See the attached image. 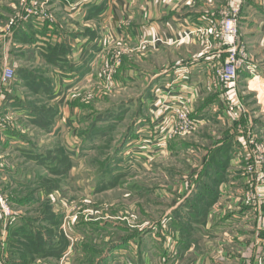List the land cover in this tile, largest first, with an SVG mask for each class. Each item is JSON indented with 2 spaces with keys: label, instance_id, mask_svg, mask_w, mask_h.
Returning a JSON list of instances; mask_svg holds the SVG:
<instances>
[{
  "label": "rangeland",
  "instance_id": "374dc122",
  "mask_svg": "<svg viewBox=\"0 0 264 264\" xmlns=\"http://www.w3.org/2000/svg\"><path fill=\"white\" fill-rule=\"evenodd\" d=\"M218 1H220L218 4L220 7L217 9L219 15L217 31L220 30L225 9L232 3V0ZM204 2L212 8L213 2L208 0ZM27 9L42 11L50 16L55 24L62 26L64 31L77 33L79 30L78 27L69 28L70 24L75 25L74 22H69L49 0H0V36L5 38L3 46H0V79L4 69L9 68L12 71V77L9 80L4 83L0 81V264H105L111 248L129 236L138 240L144 238L145 245L151 251L155 250L153 245L156 243L163 244L164 248L158 246L160 250L169 249L172 258L182 254L185 264H200L204 261L210 264H229L228 259H240L243 255L247 257L260 249L263 250L264 220H262L263 217H259L257 205L252 208L250 215L258 213V220L254 216L250 220L248 216L245 219L247 223L249 222L248 225L222 232L217 231L222 234L221 239L218 237L205 239L204 242L201 239L202 236H208L209 228L214 229L221 218L229 213L240 211L238 205L241 203V192L244 194L248 189L253 188L248 184L243 168L241 170L243 163L241 160L234 163L228 162L220 183H216L213 176L206 179L205 171L202 172L209 149L208 146H204L205 155L201 158L199 155L201 145L210 144L217 136L226 137L225 132L229 130H232L233 136L236 137L238 133L236 124L226 117L223 121L208 123L190 134L169 138L164 128L171 115L169 118L164 115L159 120L160 115H156L157 113L151 115L145 110L146 107L152 106L151 100L147 104L144 99V107L142 104L139 105L138 98L141 96L143 99V92L147 91V80L144 87L140 83L127 88L121 87L120 79L114 80L118 71L117 65L120 66V64L127 67L129 72H136L142 78L147 74L169 70L171 63H175L172 51L163 49L162 52L153 55L148 48H141L142 46L115 44L120 42L105 44L106 50L103 51V55L106 58L99 63L95 82L90 83L80 92L75 91V94H71V97L64 101L67 106L76 110L77 115L72 118L76 122L77 119L80 120L81 126L87 123L83 119L90 117L89 120H91L95 116L105 114L108 110L115 109L112 106L129 104V108H126L125 112L122 111L119 120L113 118L98 124L96 126L100 131L98 136L91 144L81 142L80 156H73L72 148L67 142H65V148L62 143V137L67 140V136L73 130L69 121L71 116L67 119L61 117L59 120L60 113L50 103L52 100L46 97V88L40 89V85L33 81L38 78L46 83L45 85H51L53 79L50 67L28 46L19 44L18 40L16 42L14 39L16 33L19 35V31L24 30L15 29V27L26 18ZM240 27L239 18L238 36ZM103 28L100 24L85 23L81 24L80 29H84L81 33L85 35L95 34V31L103 38ZM20 37L23 38L22 35ZM212 37L215 38L214 34ZM201 38V44L194 46L193 49V54H202L200 57L205 51H210L207 50L209 46L212 49L217 42L214 39ZM16 45L21 50H18ZM262 45L264 47V43ZM239 47L248 58H252L245 45L239 42ZM111 65L115 67L116 73L111 81H107L100 71ZM239 80L241 79L238 76V86ZM117 85L121 89L117 88ZM148 93L156 102L163 98L157 97L155 92L148 91ZM14 97L26 105L28 110L37 114L35 124L29 123L30 118L24 120L12 116L8 102ZM242 101L245 100L242 99ZM248 103L244 104L254 129L255 121L260 118H253L257 110L252 114L248 110ZM135 108L136 112L145 114L160 130L161 152L157 155H162V158L157 159L156 155L151 160L142 162L133 155L129 156L131 150L122 155L125 146L118 152L119 142L123 140L129 129L132 130L131 125L136 121V114L133 113ZM52 109L56 110L54 118L50 115ZM63 121V129L56 130V123ZM246 122V120L242 121V130L247 128L244 127ZM6 130H11L26 139L23 140L24 142L28 141L25 150H21L25 151V155L19 153L20 149L10 151L4 140ZM256 132L253 131L257 139L264 141V135ZM86 146L92 147L93 150L91 151L89 147L87 149ZM59 149H62L70 158L68 173H65L66 171L63 170L65 167L58 163L60 162ZM236 150L235 144L234 151ZM40 154L49 160L41 161L37 156ZM28 155L37 157L38 162L30 160ZM115 161L117 163H114ZM106 166H108L105 171V173L108 172L106 177L102 176L99 179L106 183L115 179L112 182L114 185L100 192H94L95 185H99L98 171L105 169ZM230 169L234 171L230 173ZM93 174L95 178L90 179L89 176ZM8 179H11V182ZM204 190H212L214 195L216 191L218 193L216 200L207 207L203 203L205 201L201 199ZM27 198H31L33 203L28 205L18 203ZM193 208H196L197 213L194 217L200 220L203 228L201 225L192 224L191 244L185 250L179 251V233L168 226L169 216L175 213V215L185 214L188 209L186 218L194 219L193 215H190ZM46 213L50 221L57 223L59 236L63 237L68 244L66 251L59 259L53 256L34 258L32 250L39 248L37 242H34L32 238L25 241L15 237L16 229L24 231L22 227L29 225L36 234L40 230L41 236L43 233L48 235V231L54 234L53 228L39 222L38 215H46ZM92 224L98 225H96L97 231L93 232L90 228ZM232 238L234 240L229 242L228 239ZM194 239H201V242ZM138 244L140 246L142 240L138 241ZM245 264H264V259L256 256L253 260H247Z\"/></svg>",
  "mask_w": 264,
  "mask_h": 264
},
{
  "label": "crops",
  "instance_id": "0c3cea01",
  "mask_svg": "<svg viewBox=\"0 0 264 264\" xmlns=\"http://www.w3.org/2000/svg\"><path fill=\"white\" fill-rule=\"evenodd\" d=\"M49 1L56 5L69 22H74L75 25L70 24L69 28L78 27L77 33L64 31L63 27L55 24L54 21L49 23L29 17L20 21L15 29H24L23 31H19V33L32 35L35 42L28 48L39 55L42 61L43 56L46 55L45 51L47 48L63 45V49L60 50V53L63 54L61 58L55 64H47L52 71L53 79L50 85L53 100L50 103L59 111V120L61 117L67 119L71 116L69 121L73 130L67 136V140H64L62 137V143L65 148V142H67L68 146L72 148L73 156H80L81 141L77 133L81 129V124H79L78 119L76 122L72 118L76 117L77 112L74 108L67 106L64 99L71 97V94H75V91L79 90L78 92H80L84 87L95 82L99 63L106 58L103 55V51L106 50L105 44L108 45L110 42H120L115 44H126L136 47L142 46L141 48H148L153 55L160 51L162 52L163 49L172 51L175 63H171L169 70L147 74L143 78L136 72H129L128 68L122 64L120 66L117 65L118 71L114 80L120 79L122 88L140 83L144 87L147 80V91L143 92V99L141 96L138 99L139 105L142 104V107H144V99L147 104L151 100L152 106L145 108L151 115L152 113L154 115L157 113L156 115H160L158 117L159 120L164 115L166 118L170 117L171 113L169 111L160 108L161 100L159 99L160 101L158 100L157 102L153 100V96L148 91L155 92L156 96L161 98L164 95L165 85L173 82V94H176L175 96L187 97V102L193 114L202 123L201 128L208 123L223 121L226 118L218 100V89L214 88L212 84V67L223 63L225 55L219 53V50L215 46L210 51H205L202 57H200L202 54H193L194 46L201 44L202 38L193 36L194 34L192 33L196 29L211 28L217 25V21L219 20L217 9L220 7L218 6L220 1L208 0L209 2H213L212 8L205 4L204 1L206 0ZM239 18L241 27L239 29L238 42L245 45L247 50L249 49L252 56L249 59L258 66V70L255 78L248 76L244 69L241 70L239 72L241 80H239L237 89L240 95L243 96L244 103L249 102V105H247L248 110L252 114L257 110V114L253 118L260 119L255 121L254 131L264 135V119H262L264 116V47L262 45L264 43V0H244ZM85 23L102 25L104 27L102 29L104 37L101 38L95 31V34L85 35L81 33L84 30L80 29L81 24ZM2 38L4 37L0 36V46H3L5 41V38ZM9 40L11 41V38ZM15 47L19 48L18 45ZM184 70H187L188 74L181 77L180 74ZM114 80L113 82H115ZM117 88H120V86L117 85ZM17 101L16 97L9 100V111L12 116L26 120L29 118L26 115L28 114L27 110L20 107V103L17 104ZM112 107H115V109H112L113 111L118 112V105ZM126 108H129V104H125L121 107V110L125 112ZM136 108L133 110V113L136 114V121L131 125L132 130L129 129L126 132L129 136L121 154L123 155V153L125 154L131 150L129 156L133 155L135 158L142 160V162H147L161 152L159 148V144L162 143L160 130L157 129L156 125L145 114H142L140 111L136 112ZM63 124L64 121L57 122L56 130L61 131L64 127ZM228 134L233 136V131L229 130ZM4 135V140H6V145L10 151L14 152L20 149L19 152H21V150H25L27 142L16 140L7 134ZM223 139V135L217 136L210 144L201 145L202 149L198 147L199 151H201L200 157L202 158L205 155L204 146H208L209 150L213 149L215 146H219ZM231 140L232 145L236 144L237 146V150L233 152L229 161V163H234L232 160L236 158L239 144L237 138L234 136ZM88 147L91 151L93 150L92 147ZM150 149L156 150L151 151ZM134 157L133 159H135ZM158 157L162 158V155H157L156 158L159 159ZM114 163L117 162L115 161ZM233 171L234 169H230L229 172L232 173ZM89 177L90 179L95 178L94 174ZM10 180L8 179L9 182H11ZM248 216L252 220V215H250L249 211L240 210L229 213L220 219L217 226L215 225L220 229L215 227L210 230L209 228L210 233L208 236H202V241L217 237L221 239L222 234L217 233V231L222 232L223 230H230L235 227L240 228L245 224L248 225L249 222L245 221ZM201 227L203 228V225ZM201 239L194 240L201 242ZM141 240L142 244L139 246L138 241ZM141 240L130 236L126 237L125 243L121 244V242L111 248L105 264H185L182 260V254L172 258L170 250H160L158 246L163 247V244L158 243L153 245V249L155 248V250L151 251L145 245L144 238ZM228 240L230 242L234 238ZM256 256H261L264 259V248L247 257L243 255L240 259H228V263L245 264L247 260H253ZM200 264L210 263L204 261Z\"/></svg>",
  "mask_w": 264,
  "mask_h": 264
},
{
  "label": "built area",
  "instance_id": "2783aa9c",
  "mask_svg": "<svg viewBox=\"0 0 264 264\" xmlns=\"http://www.w3.org/2000/svg\"><path fill=\"white\" fill-rule=\"evenodd\" d=\"M242 0H232V3L225 9L219 29L216 30V25L211 28H200L194 31V36L205 37V40L214 39L217 42L215 47L219 53L225 55L223 63H219L212 67V84L218 89V100L222 106L225 116L231 120L237 127V142L238 151L236 158L232 161H243L241 170L248 178V184L253 188L248 189L244 194L241 192V203L238 208L242 211H252L254 206H258L259 217L264 220V141H259L253 133L254 129L251 125L250 117L242 97L237 89V77L241 70L250 77L257 76L258 66L252 62L243 49L239 47L237 23L241 11ZM26 17L35 18L40 21L53 22L52 18L45 15L40 10L27 9ZM214 34L215 38L212 37ZM211 38H208V37ZM207 50H211L209 46ZM102 76L107 81H111L116 69L114 66H108L100 71ZM188 74L184 70L181 77ZM12 77V71L9 68L4 69L1 82H6ZM173 82L166 84L164 88V95L160 102V108L169 111L171 117L165 126V131L169 138L184 136L195 132L202 125L201 121L193 114L188 104L187 97L180 95L175 96L172 89ZM246 120L242 130L241 123ZM235 137V138H236ZM231 161V162H232ZM243 175V173L241 172ZM262 207L260 208V206ZM222 208H226L223 207ZM261 211V213H260ZM258 213L253 214L258 220Z\"/></svg>",
  "mask_w": 264,
  "mask_h": 264
},
{
  "label": "trees",
  "instance_id": "16d2710c",
  "mask_svg": "<svg viewBox=\"0 0 264 264\" xmlns=\"http://www.w3.org/2000/svg\"><path fill=\"white\" fill-rule=\"evenodd\" d=\"M22 35L23 38H21L20 36ZM18 35V33L15 34L14 39L18 40L17 43L25 45L30 47L34 42V38L32 37L31 34H24V33H20ZM24 39V40H21ZM20 46V45H19ZM63 49V45H55L53 47L47 48V50L45 51L46 55L43 56V61L48 64H55L57 62V60L59 58H61V56L63 54L60 53V50ZM18 50H21L20 48ZM23 76V75H22ZM36 84L40 85V89L42 88L43 90H45L46 88V97L49 98V100H53L52 99V88L51 86H47L45 85L46 83H43L40 79L36 78V80H33ZM40 91V90H39ZM41 92V91H40ZM39 92V93H40ZM20 103V107H22L23 109L27 110L26 114L27 116H29L30 118V122L32 124H35L37 122V114L33 113V111L31 112V110H28V108H26L27 106L22 104L19 100L17 101V104ZM124 104H121L120 106H118L117 110L118 112L112 111V110H108L107 113L105 114H101L100 116H95L94 118H92L91 120L90 117L83 119V121H86L87 123L83 124L81 126V129H79L77 136L79 138V140L82 143L85 144H91L93 142V140L96 138V136H98V134L100 133L99 129L96 127L98 124L103 123L109 119H116L119 120V118H121L119 115H122V110L121 107H123ZM118 114V115H117ZM33 117H30V116ZM50 115L52 116V118H54V116L56 115V110L52 109V111L50 112ZM116 115V118H115ZM49 116V113H48ZM28 118V119H29ZM49 118H51L49 116ZM79 124L80 120L78 121ZM7 131V135L11 136L14 139H18L20 141L26 140L22 137H20L18 134L13 133V131L11 130H6ZM225 133H227V136L225 137L224 135V139L221 141V144L219 146H215L213 149L209 150V155L205 158L204 161V166H202V172L205 171V175L207 176L206 179H208L209 177L213 176V180H215L216 183H220V181L223 179V176L225 175L227 166H228V162L230 161L232 154L235 150V145H232V138L233 136L228 134V131H226ZM128 136L129 134L125 133V136L123 138V140H121L119 142V146H118V152L124 148V146L126 145V142L128 140ZM28 142V141H27ZM87 147V146H86ZM88 148V147H87ZM22 155H25V151H21L19 152ZM30 160H35L36 162H38L36 160L37 157H34L33 155H28ZM39 156V158L41 159V161H47L49 160L47 157L43 158V154L37 155ZM58 159L60 160V165H63V168L65 167V169H63L64 171H66L65 173H68L69 171V162L70 158L69 156L62 150L59 149L58 150ZM108 169V166L105 167V169H101L98 171V180L97 183L99 184L98 186L95 185L94 187V192L98 191L100 192L102 189L105 188H110V186L114 185V183H112L115 179L111 180L109 183H106V181L102 182V179H99V177H106V173L105 171ZM201 172V174H202ZM216 174L215 176L213 174ZM200 174V175H201ZM212 174V175H211ZM211 175V176H210ZM217 191L214 192L212 190H204V194L203 197L201 198L202 201L205 204V207L210 206L217 198ZM18 203L22 204V205H28L33 203V201H31V198H27L23 201H19ZM30 207V206H28ZM196 208H193L190 212V215H194L196 216V212H195ZM188 213V209L186 210V213ZM176 214V213H175ZM171 215L169 216V220H168V225L172 230H176L179 233V243H180V247H179V251L185 250L187 247L190 246V241L192 240L190 232L193 230V226L192 224H198L201 225V222L198 218L194 219H187L185 214H177V215ZM51 217V216H50ZM39 218V222H43L42 224L48 226L49 228H53L52 230L54 234H52L51 231H48V235L46 234H39L38 230V234H36L35 232H33L34 230L30 229V225L28 227H22L24 228V231H18L16 229V233H15V237L25 240L27 241V239L32 238V240L34 242H37V245L39 246L38 249L32 250L33 251V257H41V258H46V257H56V258H60V256L64 253V251H66V248L68 246L66 240L63 237H60V232L58 230V225L56 227V222L54 221H50L49 220V215H38ZM22 222V221H21ZM192 222V223H191ZM97 224H92V227L90 225V228L97 231ZM98 226V225H97ZM56 227V228H55ZM58 234V235H56ZM126 239H124L122 241L121 244L125 243ZM107 259V258H106Z\"/></svg>",
  "mask_w": 264,
  "mask_h": 264
}]
</instances>
